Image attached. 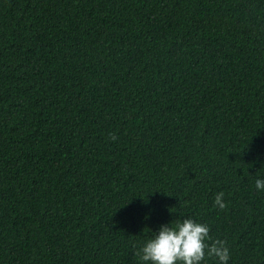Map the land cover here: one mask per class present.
<instances>
[{"label":"trees","instance_id":"obj_1","mask_svg":"<svg viewBox=\"0 0 264 264\" xmlns=\"http://www.w3.org/2000/svg\"><path fill=\"white\" fill-rule=\"evenodd\" d=\"M257 178L264 0H0V264H141L186 216L264 264Z\"/></svg>","mask_w":264,"mask_h":264},{"label":"clouds","instance_id":"obj_2","mask_svg":"<svg viewBox=\"0 0 264 264\" xmlns=\"http://www.w3.org/2000/svg\"><path fill=\"white\" fill-rule=\"evenodd\" d=\"M254 183L257 191H264V178H257ZM223 196L222 191L215 194L213 203L218 208L225 207ZM151 232L137 250L141 264H204L206 257L214 258L216 264H228L226 241L213 239L206 223L179 217Z\"/></svg>","mask_w":264,"mask_h":264}]
</instances>
